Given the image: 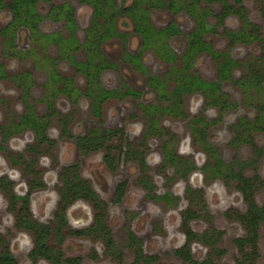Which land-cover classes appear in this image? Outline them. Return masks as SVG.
I'll use <instances>...</instances> for the list:
<instances>
[{
    "label": "flooded vegetation",
    "instance_id": "1",
    "mask_svg": "<svg viewBox=\"0 0 264 264\" xmlns=\"http://www.w3.org/2000/svg\"><path fill=\"white\" fill-rule=\"evenodd\" d=\"M4 1L6 4H9L13 0ZM40 1L50 0H39L37 2L38 13L42 16L38 23L39 36H34L28 27L21 25L15 30L16 39L14 48L8 42L10 37H6L2 33V29L11 24L15 17V13L8 5L0 9V13L4 10L9 12V21L4 26L0 25V36L3 41L4 55L7 56L11 54L16 57L27 54L34 55L41 50L44 52V55L39 56L34 64L36 68H40L43 65L47 73V79L45 81V87L47 89L43 92V95L40 96V98H42L46 94L45 103L47 106L45 111L40 113L36 110L35 103L29 101L31 88L35 81L33 79V72L30 70L13 72L5 62L0 61V82L9 81L15 84L18 90L21 91L20 98L23 106L21 112H15L9 105L7 97L0 96V105L6 106L5 113L4 111L0 112V153H4L8 161V169L0 170V194L6 198L5 206L0 208V257L8 255L18 264H22L9 238L10 236H14L20 249L23 244L28 247L26 255L33 264L42 260H46L51 264H83L87 260L97 257V253L91 252L92 249L88 253H76L71 249L70 245L71 240L88 239L102 242L104 248L103 253L113 259L122 260L125 252L128 251L132 253V264H160L161 257L155 252L146 250L142 236L134 229V221L139 216L136 212L126 210L124 213V218L121 223V229L125 237L123 243L118 241L113 227L110 224V204H122L130 188L131 180L127 176H122V178L116 182L112 191V200L109 202L102 196L100 190L94 186L91 177L85 175L83 164L80 160L75 159L63 165L62 168L57 164L55 170L58 169V173L54 193L46 194L48 200V202H46V208L52 210L51 215L47 219L39 218L36 215L33 209L34 195L38 191L45 190L49 185L46 177L43 176L44 172L41 165L39 166V163L43 162L42 159H44L46 155L49 156L50 150L58 144L61 138L69 139L77 152L82 156L102 152L101 163L108 172L113 174L118 173L124 167L128 168L135 166L137 169L136 183L144 191L148 200L161 203L166 209L171 211H178L176 221L180 224L181 231L184 235V241L180 245L173 247L167 254L170 257L180 260L181 264H188L183 256L186 250H190L196 260L200 262L206 260L213 250V247L207 245L210 250L207 252L206 256L202 258L197 257L194 251V245H206L200 240V237L205 233H211L216 236V245L221 249L220 246L224 240L225 231L212 224L213 214L211 213L209 203L206 199V185L221 182L226 187H229V185L233 183L234 188L241 194L245 207L243 209L229 207L223 212V215L227 219L237 221L243 226V235L236 236L232 239L233 244L236 246L234 240L238 237L246 236L247 232L245 226L234 216L236 213L245 212L249 205L238 186V180L226 175L227 173L225 171L227 166L231 169L234 165L233 168L238 170L239 168L236 166L235 162H246L256 156L253 146L247 141H238L237 136L238 132L242 131V122L245 120H253L257 113L254 117H250L245 113L239 114L235 121L229 126L233 132V136L230 140L231 146L233 148H238L240 146L251 147L252 155L249 157H233L229 161H226L221 154L220 148L211 138L210 129L224 120L230 112L236 111L235 109L242 105L241 102L231 99L226 87L231 84H237V80H240L243 76L248 74L245 63L249 65L250 61L236 58L232 52L233 48L238 44H250L238 43L231 46L230 40L227 37L229 41L228 47L226 49H218L208 38V35L215 32L221 24L225 26V33L227 29L239 31L245 25L243 18L238 13H234L239 16L242 24L240 29H231L226 26L225 23L227 17L233 13L228 14L224 18L223 23H220L218 15L221 13L224 6H222L218 12H215L211 8V3L215 0H200L199 2L200 6H198V8H206L209 11L206 20L210 25L214 26L213 30L204 33V39L210 42L215 50L221 52L230 50L231 56L236 61L245 65L232 68L231 78L223 82L222 92L224 96L221 100L218 99V101L212 103L205 93L200 91L182 94L180 101L171 100V96H175V94L172 93L174 86H170L171 82H174L175 85V78L172 73L174 69H180L185 65L184 54L189 47L188 37L196 29L197 20L185 7H181L178 11H175L167 4L172 0H164L165 5L158 7L167 8L175 14H178L183 8L194 19L193 28L185 31L176 20H172L163 26H158L153 22L150 14L152 24L159 29H166L171 24H176L179 27L180 33L171 34L167 38V45L176 54L175 60H171L168 54L161 53L160 46L157 44L145 47L142 40L140 50L135 53L129 49L127 41L126 47L128 51L136 57L139 56L143 64V67H138L137 64L125 58V44L122 43L123 62L131 64L135 71L140 72L145 77L146 85L153 94L152 98L144 100V93L128 83H123L122 86L113 88L105 86L101 77L102 73L107 70H113L118 66V63L110 59L103 49V44L111 39L109 38L103 42L101 50L107 59L106 61L109 60L112 66L103 68L98 78L101 87L106 90H112L114 93L95 102L94 97L97 94L93 92V86L87 73L80 70L75 63V61L78 63L91 61L90 54L86 48L80 45L86 39L87 28L89 26L86 28L84 40H80L77 34L79 24L76 19L75 8L71 5L70 0L63 1L60 4L52 3L50 10L45 14L39 11ZM126 2L131 4L133 1L130 3L128 1ZM64 3H68L73 9L77 24L74 37L79 42L78 44L73 41L71 43L66 42L71 41L72 34L71 29L67 26L66 17H57V15L55 16V14L52 13L54 6H59ZM185 3H188V0L186 2L182 1V6L185 5ZM243 3H245V0H243ZM236 4L235 0L234 5L236 6ZM240 6L239 4L236 7ZM153 7L155 8V6ZM92 15L93 7L91 19ZM210 15L214 16V20L210 19ZM247 17L253 25L259 28L260 32V26L253 23L248 14ZM46 20L50 22L64 20V29L67 31L66 34L56 29L48 32L42 31L41 25ZM133 29L141 37V34L138 33L135 28ZM22 30L28 32V38L25 46L20 47L18 45V37L19 32ZM248 30L251 31L250 26ZM121 32L126 34L124 31ZM176 36H183L185 39V48L180 56H178L175 48L170 43V39ZM261 36L263 37L262 34ZM31 41L35 42L36 46L33 48V51H31ZM51 46H54L57 50V55L55 57L51 56L48 52V47ZM80 50L84 51V58H80L78 54ZM146 50H151L162 61L168 63L169 68L167 71L164 73L152 72L143 61V54ZM202 52H206L215 60L208 51H200L194 60L190 72L198 73V75L206 81L218 80L219 72L217 60H215L217 64V74L213 79L203 77L195 67L198 56ZM263 54L264 52L254 58V60L261 57ZM61 61H65V63L75 69L76 74L84 78V86H80L77 83L75 74H65L60 70L58 62ZM179 61H181L180 66L177 63ZM261 63L264 84V61ZM236 68H244L245 71L239 78H236L234 74ZM164 88H166L168 92L164 93L162 91ZM190 95H196L201 99L200 112L191 114L188 110L186 98ZM59 96L66 98L73 107L79 104L82 99L87 100L90 114L96 120V124L89 126V128L83 132L76 133L73 131L72 123L74 122V114L71 111L63 112L57 107L55 99ZM219 96H221V93H219ZM125 98L139 101L137 105L138 112L128 113V117L130 118L139 116L140 121L135 123L134 131H132L129 128L130 126L126 123L124 124V121L122 124H117L115 126L104 123L105 103L112 99L121 100ZM174 104L176 107H171V105L174 106ZM213 112L217 113L218 116L211 117L210 115ZM179 123H185L189 130V137L185 139L184 143L186 145H182L181 148L180 135L177 128L179 127ZM258 133H261L264 137L263 132H256L253 135L254 140L256 144L264 145V141L257 139ZM21 135L28 137L23 149H18L14 152L12 150L11 152L13 148L11 146L12 143L15 140L19 141ZM189 146L195 148L197 152L200 153L199 161L192 154H185ZM263 158L264 155L261 156L257 168L260 178L264 181V174L262 171ZM17 171L21 174V178L24 180L23 182L25 184L21 192L18 190L20 183L16 180ZM242 172L244 176L252 177L255 174V169L253 165H248ZM194 174L199 176L200 174L202 175V183L192 182L191 178ZM157 175H159V181H161V189H159L157 185ZM53 180L54 179H52V182ZM21 186L23 187V185ZM176 187L179 189L176 190ZM263 187L264 184L259 189ZM259 189L256 191V195ZM79 202L89 204L93 212L91 219L82 226H76L70 216L72 208ZM257 203L260 204L258 201ZM3 216L7 217L6 220H3ZM4 221L5 223H10L6 226L5 231L1 228L2 222ZM201 221L207 222L208 225L202 229L195 228L194 224ZM263 229L264 228L260 231L258 242H260L262 237ZM109 237L113 240V245L110 244ZM67 243L70 244L66 245ZM139 252L141 253L140 257H138ZM212 256L218 257L217 254H213ZM157 261H159V263H157Z\"/></svg>",
    "mask_w": 264,
    "mask_h": 264
},
{
    "label": "rangeland",
    "instance_id": "2",
    "mask_svg": "<svg viewBox=\"0 0 264 264\" xmlns=\"http://www.w3.org/2000/svg\"><path fill=\"white\" fill-rule=\"evenodd\" d=\"M9 1V0H7ZM66 0H50V1H40L39 11L43 14L47 13L51 4H60ZM129 3L133 0H127ZM187 1V0H186ZM185 0L183 2H186ZM231 4H235V0H227ZM71 5L75 8V15L77 22L79 24L78 37L80 40H84L86 36V28L89 26L91 21L92 7L91 5L81 3L78 0H70ZM245 12L249 15L251 21L260 26V33L263 35V42H253L250 45L238 44L233 48V55L238 59H245L250 61L249 64L255 63L254 58L264 52V0H245ZM223 6L221 0H215L211 3V8L218 12ZM238 6V4H236ZM9 12L4 10L0 13V25L4 26L9 21ZM150 14L153 22L158 26H163L172 20H176L182 26L185 31L193 28L194 19L187 13L183 8L178 14H175L171 10L163 7H152L150 9ZM210 19L214 20V16L210 15ZM127 22L120 18L118 21V28L124 31L128 41V47L131 51L137 53L142 44L141 37L134 31L133 23L128 17ZM242 22L237 14H232L227 17L225 25L231 29H240ZM64 20L50 22L44 21L41 25L42 31L48 32L52 30H61L66 34L64 29ZM224 25L221 24L215 32L208 35V38L213 42L214 46L218 49H226L228 47V39L226 33L224 32ZM28 32L22 30L19 32L18 45L20 47L25 46L27 43ZM122 39L119 36L113 37L103 44V49L105 54L112 60L118 63L117 68L113 70L104 71L101 75L105 86L109 88L120 87L123 83H128L136 89L144 93L143 99H151L153 94L146 85L145 77L138 71H135L131 64L125 63L122 60L123 49H122ZM171 45L175 48L178 56H180L185 48V39L183 36H176L170 39ZM31 51L35 46V42L31 41ZM163 53L168 54L166 49H163ZM48 52L51 56L55 57L57 55V50L54 46L48 47ZM38 54V55H37ZM34 55H20L16 57L15 55L8 54L4 55L3 52V41L0 36V61L5 62L11 71L17 72L21 70H30L33 72V79L35 80L31 88V94L29 101L35 103L36 110L40 113L44 112L46 109V94L42 98L43 92L47 89L45 87V81L47 79L46 68L43 65L40 68L35 67V60L39 56H43L44 52L39 50V53ZM80 58L85 57L83 50L78 52ZM253 58V59H252ZM143 61L149 67L152 72H162L164 73L169 68V64L162 61L158 56L155 55L151 50H146L143 54ZM179 66L181 61L177 62ZM58 67L65 74H75V80L80 86L85 85V80L81 75L76 74L75 69L64 62H58ZM200 75L207 79H213L217 74V64L210 55L206 52L199 54L196 66ZM264 69V68H263ZM244 68L235 69V77L239 78L244 74ZM170 86H174V82L170 83ZM229 92L231 99L241 102L242 105L239 106L236 111L230 112L226 118L220 121L217 125L211 127V138L220 148L221 154L226 161H229L233 157H249L252 155L251 147L240 146L238 148H233L230 144V140L233 136L232 129L229 127L239 114H247L250 117H254L257 113V105L264 100V91H258L255 89H250L246 91L243 87L238 84H231L226 87ZM46 93V92H45ZM21 91L15 86V84L9 81L0 82V96L7 97L9 105L14 109L15 112H21L23 106L21 103ZM138 100L125 98L121 100H109L104 106V123L109 125H117L126 123L129 128L134 131V125L136 122L140 121L139 116L128 117L129 112H138ZM57 107L63 111H71L74 114V122L72 123V129L76 133L86 131L89 126L96 124V120L90 114L88 107V102L82 99L79 104L74 107L72 104L64 97L59 96L55 99ZM186 106L190 113H198L201 109V99L196 95H190L186 98ZM6 106L0 105V112L5 113ZM3 113V114H4ZM211 117H217V113H212ZM139 126V125H138ZM178 132L180 135V148L182 145H186L185 139L189 137V130L185 123L178 124ZM28 137L21 135L19 141L15 140L12 143V149L16 151L18 149H23ZM257 139L264 141L263 135L257 134ZM45 147V146H44ZM185 154H192L196 159L200 160V153L191 146L187 148ZM102 152L82 156L75 149L73 143L69 139L61 138L58 144L50 150L49 156L46 155L43 162L39 163L43 170V176L46 177L49 185L45 190L38 191L34 195L33 209L39 218L47 219L51 215V209L46 208V202H48L46 194L54 193V187L56 185L58 169L55 170L57 164L60 168L63 165L73 161L80 160L83 164V171L85 175L91 177L93 184L97 187L102 196L111 202L112 191L116 182L122 178V176H127L131 180L130 188L128 190L127 196L122 204L115 205L110 204V217L109 221L113 227L116 238L120 243L124 241V232L121 229V223L124 218V213L126 210L136 212L139 216L134 221V229L142 236L144 245L147 251L155 252L161 257L160 264H181V261L170 257L167 252L173 247L180 245L184 241V235L181 231L180 224L177 220L178 211H171L166 209L161 203H156L149 201L145 196L144 191L136 183L137 169L135 166L124 167L118 173L108 172L101 163ZM262 163V162H261ZM261 165V164H260ZM8 169L7 157L4 153H0V170ZM55 171V172H54ZM262 171L264 174V158L262 163ZM54 172V173H53ZM53 173V174H52ZM264 176V175H263ZM52 179L53 182H52ZM17 182H19L18 190L21 192L25 187L24 180L21 178V174L17 171ZM19 180V181H18ZM156 180L158 181V188L161 189V181L159 175H157ZM193 183H202L203 177L200 174H194L191 178ZM23 185V187L21 186ZM179 188L176 187V190ZM39 198V199H37ZM206 199L209 203L211 213L213 214L212 224L218 228L225 231L224 240L220 246L221 249H225V253L214 257L216 262L219 264H237L238 249L233 244L232 239L236 236L243 235V226L234 220L227 219L223 212L229 208H244L243 198L239 191L234 188V184L231 183L229 187H226L221 182L211 183L206 185ZM257 201L264 205V187L259 189L256 195ZM6 204V198L0 194V208L4 207ZM91 206L85 202L76 203L72 208L70 216L76 226H82L87 223L92 217ZM6 216H3V220H6ZM8 223V222H7ZM2 222L1 228L5 231L6 226L10 223ZM207 222L201 221L194 224L195 228L202 229L206 227ZM10 241L14 247L17 257L22 264H33L26 255L28 247L23 244L21 249L16 243V238L10 236ZM67 243L66 245H69ZM71 249L78 252H96L97 257L87 260L83 264H132L133 258L132 253L128 251L122 260L113 259L103 253V243L100 241H92L88 239H75L71 240ZM209 246L207 245H194L195 255L197 257H205L209 251ZM259 251L261 256L257 259L255 264H264V229L262 231V237L259 242ZM159 263V261H157ZM36 264H51L46 260H42Z\"/></svg>",
    "mask_w": 264,
    "mask_h": 264
},
{
    "label": "trees",
    "instance_id": "3",
    "mask_svg": "<svg viewBox=\"0 0 264 264\" xmlns=\"http://www.w3.org/2000/svg\"><path fill=\"white\" fill-rule=\"evenodd\" d=\"M38 1L39 0H13L11 3L6 4L4 0H0V9L8 5V7H10L15 13V17L11 24L2 29V33L6 37H10L8 42L13 48L15 47L16 39L15 30L21 25L28 27L34 36H39L38 23L42 16L38 13ZM79 1L90 4L93 7V15L91 23L87 28L86 39L82 44H80L83 45L90 54L91 61L86 63H78L75 61V63L80 70L87 73L93 86V92L97 94L94 97L95 102L114 93L112 90H106L101 87L98 78L100 71L103 68L112 66V63L109 60L106 61L107 59L101 50V46L105 40L119 36L125 44V58L134 64H137L138 67H143L140 57L132 55L126 47V35L118 28V21L120 18H122L125 23L127 22L126 20L128 17L132 20L135 30L141 34L145 47L157 44L160 46V49H166L171 60H175L176 54L167 45V38L171 34L180 33L179 27L176 24H171L166 29H159L152 24L150 18L149 9L153 6H164V0H133L131 4H128L126 2L127 0ZM182 1L184 0H172L167 4L175 11H178L181 7H185L186 10L193 14L196 18L197 26L188 37L189 47L184 54L185 65L180 69L173 70L172 74L175 78V85L172 93H174L175 96H171V100L180 101L182 94L200 91L204 92L207 98H209L213 103L218 101V99L221 100L223 98L224 94L222 92V85L224 80L231 78L232 68L244 64L236 61L231 56L230 50L224 52L215 50L213 45L204 39V33L213 30L214 26L210 25L206 20L209 11L206 8H198V6H200V0H188V3H185L183 6L181 4ZM222 2L224 7L218 15L220 23H223L224 18L230 13H238L245 22L244 27L239 31L227 29L226 36L229 38L231 46L238 43L251 44L256 41L262 43L263 37L259 32V28L248 20L243 0H236V3L241 5L240 7L230 4L227 0H222ZM52 13H54L55 16L57 15V17H66L67 26L72 31L71 41L66 42L71 43L73 41L78 44L79 42L74 37L77 24L72 7L68 3H64L59 6H54ZM249 26L251 27V31L248 30ZM200 51H208L213 58L218 61V80L206 81L201 78L198 73L190 72V69L193 67L194 60ZM161 53H163L162 49ZM262 61H264V54L261 57H258L253 64L248 65L245 63L246 66H244L248 70V74L243 76L240 80H237V84L243 87L246 91H250L252 88L259 92L264 91L262 79L263 70L261 69ZM162 91L164 93L168 92L166 88ZM219 93H221V96H219ZM171 107L175 108L176 106L174 104V106L171 105ZM256 107L258 111L256 117L253 120L243 121L241 124L242 131H239L237 136L238 141H247L253 146L256 156L246 162H235L236 166L239 168L238 170L233 168L235 165L231 167V169L227 166L226 171L224 170L227 173L226 175L238 180V186L243 192L249 205L245 212L236 213L234 216L245 226L247 232L246 236L238 237L234 240V243L239 251L237 264H255L257 259L261 256L258 240L260 237V231L264 228V206L257 203L255 195L256 191L264 184V181L258 174L257 168V164H259L261 156L264 155V145L256 144L253 135L256 132L264 133V100ZM248 165H253V168L255 169V174L252 177L243 175L242 171ZM216 238L217 237L211 233H205L200 237V240L204 244L213 247V250L210 252L206 260L202 262L196 260L190 250H186L185 253H183L184 260L187 261L188 264H218L212 255H221L225 252V249H219L217 247ZM109 242L113 245V240L110 237ZM140 255L141 253L139 252L138 257H140ZM0 264L18 263L12 257L4 255L0 257Z\"/></svg>",
    "mask_w": 264,
    "mask_h": 264
}]
</instances>
